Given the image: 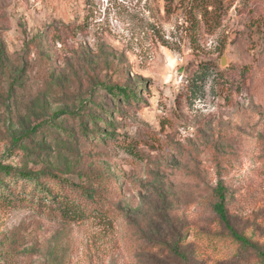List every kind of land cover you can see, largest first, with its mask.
I'll return each mask as SVG.
<instances>
[{"label": "rangeland", "instance_id": "374dc122", "mask_svg": "<svg viewBox=\"0 0 264 264\" xmlns=\"http://www.w3.org/2000/svg\"><path fill=\"white\" fill-rule=\"evenodd\" d=\"M0 163V264H264V0H0Z\"/></svg>", "mask_w": 264, "mask_h": 264}, {"label": "trees", "instance_id": "16d2710c", "mask_svg": "<svg viewBox=\"0 0 264 264\" xmlns=\"http://www.w3.org/2000/svg\"><path fill=\"white\" fill-rule=\"evenodd\" d=\"M107 92L111 96H118L122 98L123 100H128L130 97L134 96V91L130 90L126 87H122L119 85H110L106 87ZM65 112V111H61ZM62 114V113H61ZM44 173H33L31 171L27 170H18L12 168L10 165H4L0 163V181H3V177H8L11 179H16V180H23L24 182H32L34 183V186L37 188L41 189L42 191L45 192H50V189L47 187V181H45V177H43ZM47 177L53 181L59 182L60 179L56 177L55 175H47ZM86 190V189H85ZM84 189H82L83 193V199H76V197H69V194L66 193L63 196L61 195V203L59 205L60 209V215L65 218V219H77L82 216H85V208L83 206V201L87 200L89 196V208H92L94 210H99V204L98 201H95V197H91V195H88V191L86 192ZM217 197L218 200L214 203V209L220 216V218L224 221V223H227V218H226V208L224 204V199H225V194H224V187L222 183L219 181L217 185ZM233 236L240 241L244 245L249 244V240L246 239L245 237L239 235L238 233L232 231ZM173 255L176 261L181 259L182 253L178 249L173 250Z\"/></svg>", "mask_w": 264, "mask_h": 264}, {"label": "water", "instance_id": "95a60500", "mask_svg": "<svg viewBox=\"0 0 264 264\" xmlns=\"http://www.w3.org/2000/svg\"><path fill=\"white\" fill-rule=\"evenodd\" d=\"M225 62H226V57H225V55H223V56L221 57L220 63H221V65H224Z\"/></svg>", "mask_w": 264, "mask_h": 264}]
</instances>
